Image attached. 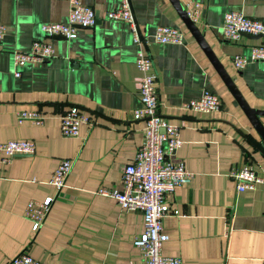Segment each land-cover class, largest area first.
Masks as SVG:
<instances>
[{
  "label": "crops",
  "instance_id": "1",
  "mask_svg": "<svg viewBox=\"0 0 264 264\" xmlns=\"http://www.w3.org/2000/svg\"><path fill=\"white\" fill-rule=\"evenodd\" d=\"M98 16L93 28H78L77 38L47 37L43 24L67 23L66 0H0V144L34 141V155L4 162L0 153V264L26 251L43 264H143L134 245L145 232L142 212H126L100 190L122 191V169L143 143L146 122L132 111L140 106L137 80L139 46L131 28L104 19L120 0H80ZM136 25L149 37L145 46L157 76L160 113L181 128L179 158L194 174L191 182L166 197L178 216L163 221L169 240L166 256L182 264H264V183L237 191L231 171L251 164L264 179V146L223 79L186 28L170 0H130ZM200 4L198 26L249 105L264 111V64L243 70L233 59L260 45L261 37L224 38L226 12L264 19V1L181 0ZM193 7L190 8V11ZM160 26L179 28L183 45L160 46L152 35ZM47 41L56 55L14 75L12 52H29ZM210 91L222 99L221 112L182 109ZM78 107L88 122L79 138H64L60 115ZM46 116L41 126L19 124L21 112ZM264 125V117H260ZM64 159L74 160L63 196L49 184ZM57 198L37 230L26 217L29 202Z\"/></svg>",
  "mask_w": 264,
  "mask_h": 264
},
{
  "label": "built area",
  "instance_id": "2",
  "mask_svg": "<svg viewBox=\"0 0 264 264\" xmlns=\"http://www.w3.org/2000/svg\"><path fill=\"white\" fill-rule=\"evenodd\" d=\"M70 4V15L67 23L43 24L42 31L49 37H63L69 40L77 38L78 28H93L97 25L96 11L84 5L80 0H66ZM264 1V0H258ZM118 9L108 11L106 21L126 24L131 28L133 38L139 46L137 68L140 76L137 80L140 106L132 111L135 119L146 122L144 139L135 159L122 169V191L100 190L99 194L115 199L126 212H142L145 220V232L136 237L134 245L142 252L143 264H182L179 259L164 255L163 246L169 240L165 233L163 221L169 216H178L179 211H171L166 207V197L172 195L176 188L191 182L194 174L187 170L179 158V150L183 146L181 128L170 125L160 113V103L156 90L157 76L154 73L153 61L145 46L149 37H141L132 11L130 0H120ZM193 10L190 11V8ZM200 4L189 1L185 5L194 23L199 21ZM222 30L224 38L236 42L244 34L259 36L263 39L260 45L249 48L246 55H238L233 59L235 68L243 70L250 64H264V19H252L240 12H226L223 17ZM7 34V29L0 24V42ZM155 44L160 46L183 45L185 36L181 29L160 26L152 35ZM56 55L55 49L47 41L33 42L29 52L15 50L12 52L14 75L22 76L21 69L45 63ZM182 109L186 112L212 114L223 109L222 99L210 91L202 96L185 102ZM61 134L64 138H79L81 125L89 119L81 114L78 107L72 106L61 115ZM46 116L40 112H21L19 124L30 122L41 126ZM34 141H9L0 144V153L4 162L21 155H34ZM74 160L64 159L54 170L49 184L57 192V198L63 196L68 178L73 170ZM230 177L237 184V191L254 190L263 184L264 179L249 164H241L232 169ZM56 198V199H57ZM49 197L43 202L31 201L26 208V217L38 230L45 222L55 200ZM9 264H43L26 251L12 259Z\"/></svg>",
  "mask_w": 264,
  "mask_h": 264
},
{
  "label": "water",
  "instance_id": "3",
  "mask_svg": "<svg viewBox=\"0 0 264 264\" xmlns=\"http://www.w3.org/2000/svg\"><path fill=\"white\" fill-rule=\"evenodd\" d=\"M170 1L175 7V9L177 10V12L179 13L186 28L190 31L194 39L197 41L199 46L202 48V50L204 51V53L210 60L215 70L218 72L220 77L223 79L224 83L226 84L227 88L231 92L232 96L235 98L240 108L242 109V111L244 112V114L246 115L250 123L252 124L253 128L256 130V132L260 136L263 146H264V125L262 124L260 120V117H264V111L254 109L249 105V103L244 98L240 90L237 88L235 81L228 74L227 70L224 68V66L221 64L220 60L217 58L212 48L209 46L205 38V34L200 30L199 26L196 23H194L193 20L190 18L189 13L185 9L181 0H170ZM137 29H138V33L140 34V36L143 37L139 29V26H137ZM244 35H247V34H244Z\"/></svg>",
  "mask_w": 264,
  "mask_h": 264
}]
</instances>
